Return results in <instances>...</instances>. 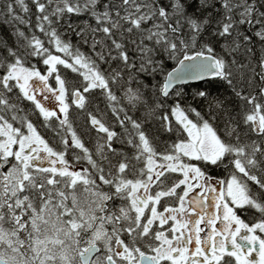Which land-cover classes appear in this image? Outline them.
Masks as SVG:
<instances>
[{
    "label": "snow or ice",
    "instance_id": "1",
    "mask_svg": "<svg viewBox=\"0 0 264 264\" xmlns=\"http://www.w3.org/2000/svg\"><path fill=\"white\" fill-rule=\"evenodd\" d=\"M0 5V264H264V0Z\"/></svg>",
    "mask_w": 264,
    "mask_h": 264
},
{
    "label": "trees",
    "instance_id": "2",
    "mask_svg": "<svg viewBox=\"0 0 264 264\" xmlns=\"http://www.w3.org/2000/svg\"><path fill=\"white\" fill-rule=\"evenodd\" d=\"M0 6H2V5H0Z\"/></svg>",
    "mask_w": 264,
    "mask_h": 264
}]
</instances>
